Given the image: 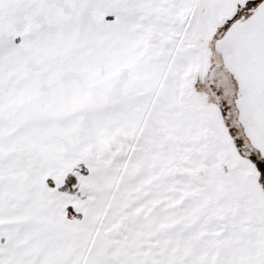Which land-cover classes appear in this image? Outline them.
Wrapping results in <instances>:
<instances>
[{
  "label": "snow or ice",
  "instance_id": "obj_1",
  "mask_svg": "<svg viewBox=\"0 0 264 264\" xmlns=\"http://www.w3.org/2000/svg\"><path fill=\"white\" fill-rule=\"evenodd\" d=\"M0 264H264V0H0Z\"/></svg>",
  "mask_w": 264,
  "mask_h": 264
}]
</instances>
